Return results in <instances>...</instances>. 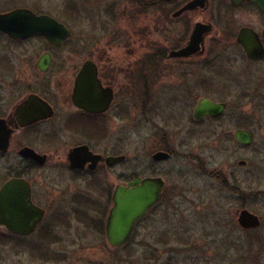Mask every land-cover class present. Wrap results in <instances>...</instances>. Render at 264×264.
Segmentation results:
<instances>
[{
  "label": "flooded vegetation",
  "instance_id": "flooded-vegetation-1",
  "mask_svg": "<svg viewBox=\"0 0 264 264\" xmlns=\"http://www.w3.org/2000/svg\"><path fill=\"white\" fill-rule=\"evenodd\" d=\"M117 1L103 26L85 30L53 0H0V17L30 11L69 33L60 40L56 26L50 40L0 28V264L4 247L14 262L16 244L33 240L35 256L55 259L42 243L73 222L91 223L111 246L115 192L133 180L161 179V198L112 248L175 205L182 177L189 193L200 179H221L237 226L263 224L252 206L264 177V0H137L136 13L120 15L132 30L112 28ZM71 6L75 24L93 21ZM245 210L259 228L240 225Z\"/></svg>",
  "mask_w": 264,
  "mask_h": 264
},
{
  "label": "rangeland",
  "instance_id": "rangeland-1",
  "mask_svg": "<svg viewBox=\"0 0 264 264\" xmlns=\"http://www.w3.org/2000/svg\"><path fill=\"white\" fill-rule=\"evenodd\" d=\"M113 1L53 0L62 4L64 21L68 20L73 29L80 26L85 30L99 28L100 24L103 26V12ZM73 2L81 4L93 16V21L75 24L70 8ZM136 2H116L115 14L118 18L112 22L113 29H133L120 15L136 13ZM148 18L149 21L143 24L149 25L148 43L151 44L157 35L151 33V12ZM162 39L165 37L162 36ZM135 141V126H129L128 146L132 156ZM134 178L127 177V180ZM194 189L196 192H187L182 177L178 189L181 193L175 197V205L166 204L156 210L150 221L143 222L135 230L126 248H112L105 235L89 222H73L56 231L55 242L42 243L47 244L45 250L54 254L55 259L45 261L35 256L37 244L33 240L31 244H16L14 262L8 258L7 247H4L2 264H264V177H256V198L252 206L263 224L253 231H244L237 226L235 199L221 179L205 177L197 182ZM90 214V218L97 216L96 212Z\"/></svg>",
  "mask_w": 264,
  "mask_h": 264
},
{
  "label": "water",
  "instance_id": "water-1",
  "mask_svg": "<svg viewBox=\"0 0 264 264\" xmlns=\"http://www.w3.org/2000/svg\"><path fill=\"white\" fill-rule=\"evenodd\" d=\"M0 23L8 24L4 27L0 25V28H5L4 30L16 37L42 34L52 40L56 35L52 34L51 30L56 26L62 27V31H64L59 37L60 40H64L69 35L64 26L52 19L45 16L38 17L25 10L1 16ZM163 185L164 182L161 179H149L139 187V180H133L128 187L117 188L114 196V207L107 227V238L112 247H120L130 240L136 222L159 202ZM239 222L244 229H257L261 226L260 218L246 210L241 213ZM32 228L28 229L16 224L14 230L28 233Z\"/></svg>",
  "mask_w": 264,
  "mask_h": 264
},
{
  "label": "trees",
  "instance_id": "trees-1",
  "mask_svg": "<svg viewBox=\"0 0 264 264\" xmlns=\"http://www.w3.org/2000/svg\"><path fill=\"white\" fill-rule=\"evenodd\" d=\"M128 246V245H127Z\"/></svg>",
  "mask_w": 264,
  "mask_h": 264
}]
</instances>
